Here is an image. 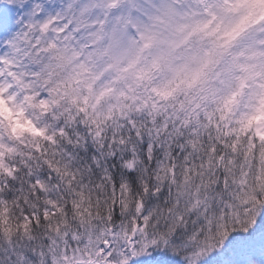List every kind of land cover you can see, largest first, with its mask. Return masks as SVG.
<instances>
[{"label": "snow or ice", "instance_id": "obj_1", "mask_svg": "<svg viewBox=\"0 0 264 264\" xmlns=\"http://www.w3.org/2000/svg\"><path fill=\"white\" fill-rule=\"evenodd\" d=\"M0 264H264V0H0Z\"/></svg>", "mask_w": 264, "mask_h": 264}]
</instances>
